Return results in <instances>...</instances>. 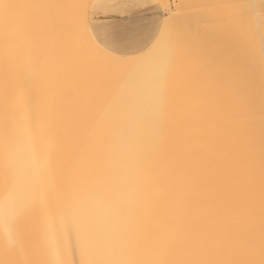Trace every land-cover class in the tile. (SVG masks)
<instances>
[{"label":"snow or ice","instance_id":"snow-or-ice-1","mask_svg":"<svg viewBox=\"0 0 264 264\" xmlns=\"http://www.w3.org/2000/svg\"><path fill=\"white\" fill-rule=\"evenodd\" d=\"M151 6L149 0H0L6 52L21 53L26 71L42 80L41 57L58 52L65 79L43 103L39 90L21 105L6 89L0 180L9 195L0 201V220L11 228L21 215L10 216L9 203L17 187L14 156L24 147L39 165L26 177L29 203L43 205L47 198L51 208L60 209L69 232L77 235L82 264H264V129L257 145L238 122L253 98L227 66L197 56L196 39L173 34L168 19L170 54L159 72L156 112L146 110L139 120L140 163L129 208L133 227L121 236L101 235L85 210L81 193L98 179V149L112 131L108 117L127 108L137 58L126 50L140 45L148 27L140 13ZM188 7L199 11L197 36L242 40L257 7L264 29V0L258 6L231 0ZM177 53L190 69L180 81L173 71ZM85 104L92 113L87 121ZM225 113L233 120L228 126ZM13 250L6 246V255Z\"/></svg>","mask_w":264,"mask_h":264},{"label":"bare ground","instance_id":"bare-ground-1","mask_svg":"<svg viewBox=\"0 0 264 264\" xmlns=\"http://www.w3.org/2000/svg\"><path fill=\"white\" fill-rule=\"evenodd\" d=\"M169 30L185 39H196L199 43L197 56L210 64L227 66L234 76L237 86L250 93L253 104L240 117L239 123L246 134L254 136L257 145L261 130L264 129V29L259 23V7L254 12L250 34L242 40L224 41L214 35L197 36L199 11L188 7L202 3L226 4L231 0H179L174 9L169 0H163ZM16 3H60L74 4L85 0H11ZM259 5L260 0H250ZM164 29L158 40L147 50L129 55L137 58L136 71L130 84V96L126 111L119 116L109 115L113 121L112 131L98 149V179L87 185L81 193L85 210L93 219L98 232L104 236H121L133 227L129 208L133 201L134 184L138 175L137 140L139 120L146 110L156 112V99L159 72L169 59V35ZM155 45V46H154ZM22 54L5 50L3 34L0 32V113L5 103V92L14 101L24 104L29 92L39 90L41 102L45 96L54 95L63 87L64 74L59 67V53L41 57L44 65V79L31 76L22 63ZM189 66L180 53L174 59V75L177 81L183 79ZM102 87V85H101ZM84 119L92 118L85 104ZM233 123L231 114L225 113V126ZM14 169L17 179L16 192L11 195L9 215L21 212L18 221L6 228L0 220V260L39 261V264H82L84 257L75 232H69L63 222L59 208L49 206L47 198L43 205L35 207L29 203L25 181L29 172L36 174L38 162L34 161L24 147L14 156ZM3 164V149L0 146V168ZM9 195L8 189L0 180V201ZM259 219L257 215V220ZM19 238L20 244L17 245ZM6 246L13 247L11 255H6ZM130 258H137L132 256Z\"/></svg>","mask_w":264,"mask_h":264},{"label":"crops","instance_id":"crops-1","mask_svg":"<svg viewBox=\"0 0 264 264\" xmlns=\"http://www.w3.org/2000/svg\"><path fill=\"white\" fill-rule=\"evenodd\" d=\"M149 3L152 5L148 8L151 9V11L149 12V15L145 18L148 21V27L143 34V38L140 45L133 49H127V55L139 54L149 49L158 40L164 29L167 15L166 8L162 7V5H165L164 1L149 0Z\"/></svg>","mask_w":264,"mask_h":264},{"label":"rangeland","instance_id":"rangeland-1","mask_svg":"<svg viewBox=\"0 0 264 264\" xmlns=\"http://www.w3.org/2000/svg\"><path fill=\"white\" fill-rule=\"evenodd\" d=\"M171 2V5L174 9L178 8V1L179 0H169ZM151 11V9H146L145 11L141 12L140 15L143 16L144 18H146L149 15V12Z\"/></svg>","mask_w":264,"mask_h":264}]
</instances>
